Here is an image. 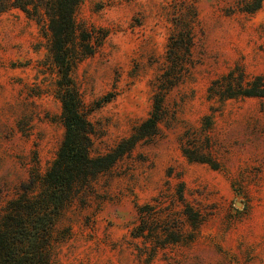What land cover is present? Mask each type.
I'll use <instances>...</instances> for the list:
<instances>
[{
  "label": "rangeland",
  "instance_id": "374dc122",
  "mask_svg": "<svg viewBox=\"0 0 264 264\" xmlns=\"http://www.w3.org/2000/svg\"><path fill=\"white\" fill-rule=\"evenodd\" d=\"M74 20L94 46L70 69L94 128L91 154L144 120L156 92L162 116L155 136L64 206L51 264H264V98L206 92L231 70L264 76V0L253 12L237 0H81ZM181 30L191 46L171 50L182 61L172 69L168 37ZM57 79L43 22L0 12V213L55 157L64 130ZM188 144L217 166L187 159ZM179 182L200 213L195 227L179 212ZM144 212L158 216L145 223L156 234L134 237ZM161 229L181 239L159 246Z\"/></svg>",
  "mask_w": 264,
  "mask_h": 264
},
{
  "label": "trees",
  "instance_id": "16d2710c",
  "mask_svg": "<svg viewBox=\"0 0 264 264\" xmlns=\"http://www.w3.org/2000/svg\"><path fill=\"white\" fill-rule=\"evenodd\" d=\"M80 1L0 0V12L18 9L26 17L43 22L49 37L52 61L58 73L56 93L61 105L64 128L55 157L44 174L30 176L19 195L10 200L0 213V264H51L53 228L64 206L77 194L88 191L97 174L108 170L137 143L157 134L158 122L162 116L160 92L153 94L148 116L134 126L126 137L104 153L91 154L94 128L82 113L70 75L72 64L94 50L91 31L79 30L75 24L74 11ZM237 2L241 10L253 12L260 7L262 0ZM190 46L188 30H181L168 37L167 61L170 68L179 67L182 63L176 56V50L184 48L188 51ZM171 50L176 53H171ZM171 77L175 76L166 74L163 80L172 85V79H169ZM206 92L208 98L218 97L221 100L233 97L264 98V76L247 78L242 71L231 70L212 80ZM181 150L190 161L205 162L213 168L217 166L216 162L196 152L189 144L188 147L183 145ZM176 194L181 203L179 212L190 226L195 227L200 223V213L185 202L181 182L177 185ZM141 217L143 222L135 226L134 237L143 236L145 231H157L145 226V223L152 225L153 221L159 220L155 213L144 212ZM160 231H164V239L159 242V246L181 239L172 232L166 233L164 229L158 230ZM185 239L190 238L188 236Z\"/></svg>",
  "mask_w": 264,
  "mask_h": 264
}]
</instances>
